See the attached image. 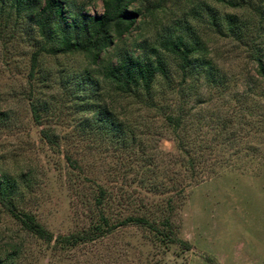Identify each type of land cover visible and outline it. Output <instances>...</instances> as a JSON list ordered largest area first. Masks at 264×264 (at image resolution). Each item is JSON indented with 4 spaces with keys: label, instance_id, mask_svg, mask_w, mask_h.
<instances>
[{
    "label": "rangeland",
    "instance_id": "1",
    "mask_svg": "<svg viewBox=\"0 0 264 264\" xmlns=\"http://www.w3.org/2000/svg\"><path fill=\"white\" fill-rule=\"evenodd\" d=\"M72 1L92 15L103 13V0ZM205 5L221 21L227 13L247 20L249 40L259 26L248 9L215 0H137L131 6L135 26L98 65L83 54L42 56L31 77L37 34L26 18L0 4V174L15 179L19 208L35 214L55 236L88 230L101 211L117 223L105 235L52 250L0 206L1 256L17 246L22 254L14 264H264V81L244 43L212 28ZM189 29L203 37L222 84L210 87L202 77L198 86L176 93L177 87L169 89L162 80L155 107L119 97L126 125L120 140L81 126L82 115L56 84L58 76L90 67L107 92L104 65L124 51L145 54V46L157 45L169 31ZM165 59L178 84L177 61ZM32 94L47 103L41 125L33 118ZM171 104L183 111L184 150L163 115ZM42 128L55 132L54 144L42 137ZM101 186L107 200L100 208L95 199ZM130 215L158 224L170 216L174 235L190 249L165 244L147 226L118 224Z\"/></svg>",
    "mask_w": 264,
    "mask_h": 264
},
{
    "label": "trees",
    "instance_id": "2",
    "mask_svg": "<svg viewBox=\"0 0 264 264\" xmlns=\"http://www.w3.org/2000/svg\"><path fill=\"white\" fill-rule=\"evenodd\" d=\"M137 0H103V13L90 14L75 8L72 0H0V4L9 5L16 15L26 18L33 26L39 41V48L32 55L31 77L40 66L42 56H63L67 54H83L90 59L91 64L98 65L103 53L129 33L137 22V11L131 6ZM218 3L234 8H243L259 18V26L254 35L247 37L245 26L239 14H225L224 21L220 20L216 10L205 5L207 21L218 33L230 34L243 42L249 52V58L256 65L258 77L264 81V45L261 37L264 35V0H215ZM225 28V30H223ZM225 31V32H224ZM145 54H135L124 51L115 63L102 67L101 73L108 85L107 92L101 91V81L95 76L94 70L84 67L81 71L69 70L75 76H58L56 84L65 88L66 93L81 113V126L90 129L106 131L112 139L120 140L126 135V125L118 113V100L123 97L131 103L132 100L157 106L154 91L157 83L164 80L166 87L181 93L183 90L198 86L204 78L210 87L223 83L222 79L214 76L213 61L208 58V49L203 37L194 30L181 33L169 31L161 37L156 45L145 46ZM174 58L180 70V80L176 84L169 75L165 56ZM66 68L61 69L65 73ZM204 73V76H200ZM52 76H41V81L50 80ZM71 77V78H70ZM203 77V78H202ZM53 79V78H52ZM51 81V80H50ZM53 81V80H52ZM55 83V81H53ZM73 87V88H72ZM71 90V91H70ZM184 99L185 95H181ZM30 100L33 118L38 125L42 124L41 109L47 103L34 98ZM167 98V97H166ZM146 100V101H145ZM174 104L168 106L163 115L166 124L179 139V148L186 149L187 144L180 140V129L184 123L182 108L176 111ZM42 107V108H41ZM40 133L49 143H55V132L42 128ZM72 161V159L69 157ZM191 168L194 163L188 164ZM183 189V187L181 188ZM17 188L15 179L0 174V206L14 218L24 231L33 235L48 245L52 250L66 249L85 242L94 237L105 235L117 223H112L104 211L98 213L91 221L88 230L55 236L43 225L35 214L19 208L16 203ZM106 191L101 186L95 199V205L102 207L106 203ZM159 224L152 222L147 216H127L118 224L136 223L150 228L167 245L175 244L181 249L188 250V241L175 236L170 216H162ZM22 254L21 247H15L6 255H0V264H14Z\"/></svg>",
    "mask_w": 264,
    "mask_h": 264
}]
</instances>
